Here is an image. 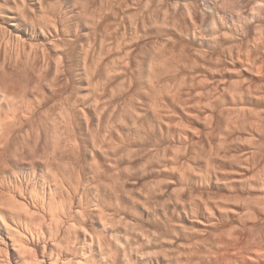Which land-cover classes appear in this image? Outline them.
Masks as SVG:
<instances>
[{
	"label": "bare ground",
	"instance_id": "obj_1",
	"mask_svg": "<svg viewBox=\"0 0 264 264\" xmlns=\"http://www.w3.org/2000/svg\"><path fill=\"white\" fill-rule=\"evenodd\" d=\"M221 1L0 0V264H264V0Z\"/></svg>",
	"mask_w": 264,
	"mask_h": 264
},
{
	"label": "rangeland",
	"instance_id": "obj_2",
	"mask_svg": "<svg viewBox=\"0 0 264 264\" xmlns=\"http://www.w3.org/2000/svg\"><path fill=\"white\" fill-rule=\"evenodd\" d=\"M150 1H154V0H150ZM155 1H156V0H155ZM157 1H160V2H162V1L164 2V1H165L166 3L164 2V4L169 5V4H171V3H173L174 1H177V0H169V1H168V0H157ZM178 1H180V0H178ZM181 1H183V0H181ZM186 1H203V0H186ZM204 1H205V0H204ZM206 1H211V0H206ZM217 1L220 2L221 0H217ZM230 1H231V0H230ZM222 2L225 3V1H223V0L221 1V4L224 5V3H222ZM227 2H229V0H228V1L226 0V3H227ZM226 3H225V4H226ZM242 3H243V2H242ZM242 3H241V6H240V7L245 8L244 6H247V5L244 4V6H243ZM162 4H163V3H162ZM164 4H163V5H164ZM226 5H227V4H226ZM224 6H225V5H224ZM224 6H222L223 9H225V8L227 7V8L225 9V11L223 10L224 12L221 10V9H222L221 7H220L221 9L219 8V9L222 11L221 13H222V14L225 13L224 15H228V16H230L229 14H232V15H233V11H232L233 9H232L231 11H228L229 9H231V8H230V7H231V6H230V2H229V5H228V6H230L229 8H228V6H225V7H224ZM200 8L202 9V8H205V7H203V6L201 5V7H199V12H201ZM219 9H218V10H219ZM202 10L204 11L205 9H202ZM220 10H219V12H220ZM236 10H237V9H235V11H236ZM241 10H242V13H241ZM241 10H240V13H241L242 15H243V14H247L248 17L250 16V15L248 14V13H251V10H249V7H248V9L245 8L244 10L241 8ZM226 11H227V12H226ZM229 12H230V13H229ZM221 13H220V14H221ZM234 13H235V12H234ZM236 13H237V12H236ZM236 13H235V14H236ZM243 16L246 17V15H243ZM238 40H241V39H238ZM238 42H239V44L241 43V41H237V44H238ZM251 46H252V45H251ZM263 54H264V53H263ZM263 54H262V55H263ZM263 57H264V55H263ZM237 66H238V65H237ZM49 114H50V113H49ZM52 114H53V113H52ZM52 114H50V115H51V116H54V115H52ZM47 116H48V115H47ZM48 117H49V116H48ZM49 118H51V117H49ZM49 118H48V119H49ZM53 118H54V117H52L51 120H52ZM52 121H53V120H52ZM52 121H50V119H49L48 122H51V123H52Z\"/></svg>",
	"mask_w": 264,
	"mask_h": 264
}]
</instances>
